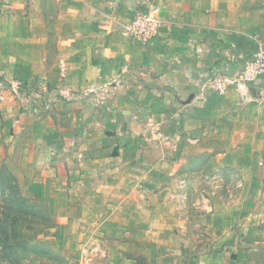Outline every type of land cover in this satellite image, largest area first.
Returning <instances> with one entry per match:
<instances>
[{
    "label": "crops",
    "instance_id": "1",
    "mask_svg": "<svg viewBox=\"0 0 264 264\" xmlns=\"http://www.w3.org/2000/svg\"><path fill=\"white\" fill-rule=\"evenodd\" d=\"M54 2L49 22L40 1L0 0V162L38 179L67 216H102L109 258H130L121 250L140 247L174 187L235 173L218 238L232 249L239 226L264 216V75L216 93L201 74L242 70L264 43V0ZM149 3L162 23L140 43L124 27Z\"/></svg>",
    "mask_w": 264,
    "mask_h": 264
},
{
    "label": "rangeland",
    "instance_id": "2",
    "mask_svg": "<svg viewBox=\"0 0 264 264\" xmlns=\"http://www.w3.org/2000/svg\"><path fill=\"white\" fill-rule=\"evenodd\" d=\"M36 1L51 22L57 11L54 0ZM50 34L46 47L51 55L58 46ZM52 62L48 57L47 66ZM197 177L174 187V201L160 206L157 222L142 234L138 249L121 250L130 258L115 252L109 258L102 216L94 221L92 215L94 222L67 216L54 208L53 193L38 179L0 162V264H264V216L239 226L232 249L225 246L230 234L223 245L218 240L230 231L225 215H230L238 189L236 174L207 171ZM202 209H217L223 221L216 213L198 211Z\"/></svg>",
    "mask_w": 264,
    "mask_h": 264
},
{
    "label": "built area",
    "instance_id": "3",
    "mask_svg": "<svg viewBox=\"0 0 264 264\" xmlns=\"http://www.w3.org/2000/svg\"><path fill=\"white\" fill-rule=\"evenodd\" d=\"M162 19L159 7L149 3L142 11L136 12L134 17L125 25L124 32L140 43H146L160 28ZM264 75V43L258 42L252 58L244 61L243 68L233 78L222 74L217 67H212L201 74V81L216 93H223L226 85L234 83L238 87L251 83L258 76ZM13 91L16 89L13 85Z\"/></svg>",
    "mask_w": 264,
    "mask_h": 264
}]
</instances>
